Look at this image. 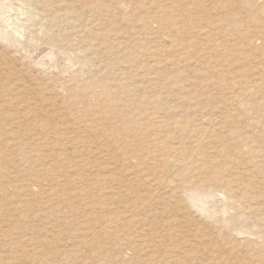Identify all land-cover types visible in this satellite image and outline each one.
I'll use <instances>...</instances> for the list:
<instances>
[{
	"label": "rangeland",
	"instance_id": "obj_1",
	"mask_svg": "<svg viewBox=\"0 0 264 264\" xmlns=\"http://www.w3.org/2000/svg\"><path fill=\"white\" fill-rule=\"evenodd\" d=\"M30 1L0 0V264H264V13ZM156 117L181 128L176 152L156 143ZM123 122L147 125L126 154L112 139ZM179 162L161 192L137 178Z\"/></svg>",
	"mask_w": 264,
	"mask_h": 264
},
{
	"label": "bare ground",
	"instance_id": "obj_2",
	"mask_svg": "<svg viewBox=\"0 0 264 264\" xmlns=\"http://www.w3.org/2000/svg\"><path fill=\"white\" fill-rule=\"evenodd\" d=\"M46 2H48L47 0H32V1H30V3L29 4H37V5H42V4H47ZM260 1H258V0H252V2H251V8H252V11L254 10L256 13H258L259 15H261V13H264L263 12V5L262 4H260L259 3ZM262 2H263V0H262ZM27 2H25V4H26ZM51 3V2H50ZM230 3L233 5V7H234V5H237V4H239V1L237 2V1H230ZM264 3V2H263ZM49 4V3H48ZM47 4V5H48ZM32 6V5H31ZM38 6V7H39ZM44 6H46V5H44ZM52 6V5H51ZM55 6V5H54ZM53 6V7H54ZM56 6H57V4H56ZM30 7V6H29ZM37 7V6H36ZM232 7V9H234ZM31 8H33V7H31ZM52 8V7H51ZM52 10V9H51ZM50 10V11H51ZM53 10H54V8H53ZM253 11V12H254ZM57 12V11H56ZM254 12V13H255ZM60 13V12H59ZM62 14V13H61ZM54 16H55V14H53ZM52 15V16H53ZM57 16V15H56ZM59 16H61V15H59ZM64 16H66V15H64ZM63 16V17H64ZM257 16V15H256ZM72 18V17H71ZM70 18V19H71ZM65 19V18H64ZM63 19V20H64ZM69 20V19H68ZM241 20V19H240ZM255 21V20H254ZM263 21V20H262ZM61 22V21H60ZM65 22V21H64ZM68 22V21H67ZM66 22V23H67ZM240 22V21H239ZM66 23H64V24H66ZM260 27V26H259ZM263 28V27H262ZM44 52V51H43ZM44 54V53H43ZM255 79V78H254ZM239 83V82H238ZM240 83H242V82H240ZM253 84L254 85H258V84H261V85H264V77H262L260 80H256V81H254L253 82ZM14 88V87H13ZM17 88V87H16ZM253 88V87H252ZM18 89V88H17ZM14 93V92H13ZM12 93V94H13ZM9 94H10V92H9ZM7 96H9V95H7ZM240 97V96H239ZM11 98V97H10ZM236 98H238V97H236ZM243 98V97H242ZM242 98H239L238 100H240V99H242ZM235 102H237L236 100H235ZM234 103V102H233ZM232 105V104H231ZM234 105V104H233ZM230 106V105H229ZM227 108H229V107H227ZM225 110V109H224ZM227 110V109H226ZM234 111V110H233ZM222 113L223 112H219V113H217L213 118H211L210 119V121H209V123H208V127H213L216 123H218V121H216V119H219V118H221L222 120H223V118L224 117H221V115H222ZM109 114V113H108ZM223 114H225V113H223ZM107 117H110L109 115L107 116ZM225 119V118H224ZM147 120H154V119H147ZM124 121V120H123ZM154 122H155V127L157 128V132L154 134V137H152V138H154V139H156V143H160L159 145H160V147H163V148H168L169 149V151L171 152H176L177 151V149H178V143L176 142V134H180V131H182L181 130V128L179 129V127L177 128V122H174V123H171V124H169V123H167L166 122V120H164L162 117H156V119L154 120ZM135 123V122H134ZM134 123L133 124H127V122L125 123V122H123V125H121V126H114L113 128H112V139H114V141H119L120 143H121V145H122V153L123 154H126L127 152H129V149H132L133 150V148H132V146H133V144L131 145V142H134V141H136V139L138 138V137H140L141 135H143L144 134V132L146 131V129H147V125L146 124H144L143 123V126L142 127H140V126H138V124L135 126L134 125ZM139 123V122H138ZM135 126V127H134ZM180 130V131H179ZM210 132H208L207 131V129L206 130H204V134H203V136L205 137V136H210V134H209ZM211 137V136H210ZM153 139V140H154ZM208 139V137H206V140ZM152 140V141H153ZM217 141H219L218 139H214V140H212V142H217ZM201 143H202V141H195L194 142V144H195V146H200L201 145ZM215 144H218V143H215ZM158 145V144H157ZM136 146V145H135ZM136 148H137V146H136ZM138 158H141V156H138ZM178 161V160H177ZM184 162H187V161H184ZM139 163H140V165H147L148 164V161H147V158H141L140 159V161H139ZM159 163H162V162H158V164ZM182 166H180V167H177V170H176V168H175V170H174V168L173 169H169L168 170V172L165 174V173H155L156 174V176L154 175V174H151V173H148V174H141L142 175V177L141 176H138L137 178H138V180L140 181V182H142L144 185H148V186H151V187H153V190H156V192L158 191H160V190H162V189H164L165 187L167 188V187H172L173 185H175L174 184V180H175V178H177L178 176H179V174H181V173H184V171H183V169H184V163H181V162H179ZM179 164V165H180ZM114 169L115 168H117V167H113ZM140 171V170H139ZM142 172H145V170L143 169L142 170ZM116 176L117 175H115L114 176V181H116L117 179H116ZM158 176V177H157ZM135 177V176H134ZM146 178H151L152 180H149V179H146ZM135 179V178H134ZM120 180V179H119ZM188 189H191L190 188V186H185L184 188H183V191H187ZM174 190H176L177 192H178V184H177V186H175L174 187ZM194 190H196L195 188H194ZM193 190V191H194ZM188 191H190V190H188ZM193 191H191V192H193ZM199 191V190H198ZM120 192H121V190L120 189H115V190H113V193L114 194H112V195H114V196H119V194H120ZM161 192V191H160ZM202 192V191H201ZM204 192V191H203ZM210 192V191H209ZM153 195H154V193H152ZM207 194V193H206ZM205 194V195H206ZM211 194V193H210ZM158 196H159V194H158ZM204 196V195H203ZM143 198L142 199H137L135 202H138L139 204H137V205H134V206H132V207H127V209L124 211V213L127 215V216H123V217H121V219L123 220V221H125V222H127L129 219H131V218H134L135 216H137V213L139 212H146L147 211V209H149L150 210V208L149 207H151V203H152V201L151 202H149L150 200H152V196H151V194L148 196V195H146V196H142ZM205 199V198H204ZM255 201L257 200V199H254ZM136 210V211H135ZM128 213V214H127ZM140 213V214H141ZM147 213V212H146ZM133 214H136L135 216L133 215ZM117 218H118V216L116 217V220H117ZM146 218V217H145ZM115 219V218H114ZM112 221H113V219H112ZM117 221H119V220H117ZM114 222V221H113ZM112 224V223H111ZM114 224V223H113ZM112 224V225H113ZM143 224H144V222H143ZM96 228H98V227H96ZM96 228L94 229V233H92L93 235H96V239L98 238V237H100V234H99V231H96ZM101 228V226L98 228L99 230H101L100 229ZM93 230V229H92ZM91 232H93V231H91ZM90 232V233H91ZM152 233L153 232H155L153 229H152V231H151ZM85 238H87V237H85ZM89 238V237H88ZM88 241H89V239H88ZM85 242V241H84ZM92 242V241H91ZM139 248L137 249V250H144L145 249V247L144 246H142V245H140V246H138ZM157 258H159V257H156V256H150V257H148L147 259H145V260H148V261H146L145 263H148V264H158L159 262H157ZM14 260V259H13ZM17 260H19L20 261V259H17ZM21 262V261H20ZM25 263V262H24ZM24 263H22V264H24ZM4 264H10V262H6V263H4ZM14 264V263H13ZM28 264H30V263H28Z\"/></svg>",
	"mask_w": 264,
	"mask_h": 264
}]
</instances>
